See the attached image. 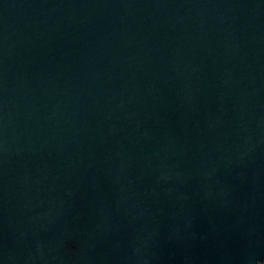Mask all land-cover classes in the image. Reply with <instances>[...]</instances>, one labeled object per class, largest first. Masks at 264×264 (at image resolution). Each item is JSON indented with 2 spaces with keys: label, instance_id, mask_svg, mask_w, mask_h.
I'll return each mask as SVG.
<instances>
[{
  "label": "water",
  "instance_id": "1",
  "mask_svg": "<svg viewBox=\"0 0 264 264\" xmlns=\"http://www.w3.org/2000/svg\"><path fill=\"white\" fill-rule=\"evenodd\" d=\"M0 264H264V0H0Z\"/></svg>",
  "mask_w": 264,
  "mask_h": 264
}]
</instances>
